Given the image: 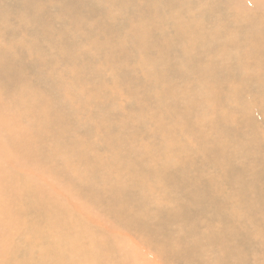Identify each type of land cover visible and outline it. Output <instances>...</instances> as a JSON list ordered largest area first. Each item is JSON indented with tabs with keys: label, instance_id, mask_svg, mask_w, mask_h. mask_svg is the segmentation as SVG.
<instances>
[{
	"label": "bare ground",
	"instance_id": "bare-ground-1",
	"mask_svg": "<svg viewBox=\"0 0 264 264\" xmlns=\"http://www.w3.org/2000/svg\"><path fill=\"white\" fill-rule=\"evenodd\" d=\"M263 123L264 0H0V264H264Z\"/></svg>",
	"mask_w": 264,
	"mask_h": 264
},
{
	"label": "rangeland",
	"instance_id": "rangeland-1",
	"mask_svg": "<svg viewBox=\"0 0 264 264\" xmlns=\"http://www.w3.org/2000/svg\"><path fill=\"white\" fill-rule=\"evenodd\" d=\"M258 118H259V116H258ZM263 126H264V123H263ZM48 253H49V251L47 252L46 256H44L45 254H36L37 256H35V257L40 258L41 260H44L45 258H47ZM38 255H39L40 257H39ZM41 255H43L44 257L41 256Z\"/></svg>",
	"mask_w": 264,
	"mask_h": 264
}]
</instances>
